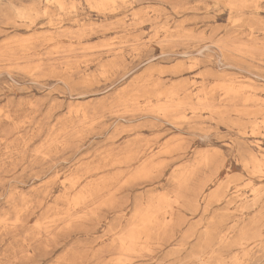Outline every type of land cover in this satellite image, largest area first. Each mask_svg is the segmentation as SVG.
Returning <instances> with one entry per match:
<instances>
[{"label":"rangeland","instance_id":"rangeland-1","mask_svg":"<svg viewBox=\"0 0 264 264\" xmlns=\"http://www.w3.org/2000/svg\"><path fill=\"white\" fill-rule=\"evenodd\" d=\"M0 264H264V0H0Z\"/></svg>","mask_w":264,"mask_h":264}]
</instances>
